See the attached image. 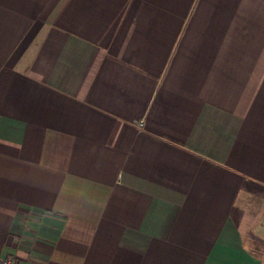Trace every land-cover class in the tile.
I'll return each mask as SVG.
<instances>
[{"label":"crops","instance_id":"obj_1","mask_svg":"<svg viewBox=\"0 0 264 264\" xmlns=\"http://www.w3.org/2000/svg\"><path fill=\"white\" fill-rule=\"evenodd\" d=\"M264 264V0H0V260Z\"/></svg>","mask_w":264,"mask_h":264},{"label":"built area","instance_id":"obj_2","mask_svg":"<svg viewBox=\"0 0 264 264\" xmlns=\"http://www.w3.org/2000/svg\"><path fill=\"white\" fill-rule=\"evenodd\" d=\"M0 264H19V263L11 258H5L0 260ZM26 264H33V263H26Z\"/></svg>","mask_w":264,"mask_h":264}]
</instances>
